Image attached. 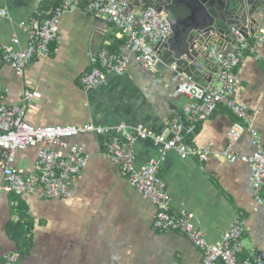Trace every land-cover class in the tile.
<instances>
[{
	"label": "crops",
	"instance_id": "0c3cea01",
	"mask_svg": "<svg viewBox=\"0 0 264 264\" xmlns=\"http://www.w3.org/2000/svg\"><path fill=\"white\" fill-rule=\"evenodd\" d=\"M56 1L0 0L7 13L0 17V42L10 46L16 36V48L24 49L27 36L18 24L44 16ZM134 8L142 11L143 7ZM58 36L54 51L33 61L23 77L16 76L8 65L0 67L1 104H19L24 90L40 93L27 113L30 125L125 124L161 134L169 121L182 113L184 107L175 88L183 74L166 65H160L157 74L145 72L116 32L86 13L82 5L62 16ZM232 47L228 43L226 50ZM101 49L120 53L129 62L123 74L109 73L101 87L87 92L79 79L88 71L91 57ZM257 54L258 60L247 56L237 72L241 87L238 102L253 116L256 140L264 147V44L257 47ZM237 121L220 106L209 120L198 124L193 135L184 134L186 142L196 148L213 143V151L220 152L227 144L228 130ZM105 140V135L94 134L69 140L83 146L89 156L73 183L70 199H48L41 188L25 200L10 193L0 194V264L4 255L11 252L20 254L16 264H201L200 251L184 235L154 230L156 208L107 159ZM132 148L137 167L158 160L161 155L160 146L152 140H138ZM37 150L35 147L18 152L14 168L29 173ZM254 150L251 134L245 131L236 142L235 152L248 156ZM159 173L172 209L194 214L195 227L208 244L218 243L239 217L246 227L241 257L264 253V207L257 206L253 198L248 166L240 162L229 164L217 157L199 163L181 159L170 151L160 164ZM16 223L26 229L27 246L22 239L21 245L17 243L16 235H10L13 230L9 226Z\"/></svg>",
	"mask_w": 264,
	"mask_h": 264
},
{
	"label": "built area",
	"instance_id": "2783aa9c",
	"mask_svg": "<svg viewBox=\"0 0 264 264\" xmlns=\"http://www.w3.org/2000/svg\"><path fill=\"white\" fill-rule=\"evenodd\" d=\"M83 6L86 13L110 26L123 45L135 57L141 68L149 74H157L160 65L158 45L170 35V23L162 11L149 8L144 11H128V0H58L44 16L33 17L18 24L27 36L24 49H17L19 40L11 39V45L0 42V67L10 66L15 75L23 77L26 68L41 57L49 56L59 43V24L66 12ZM7 15L0 5V17ZM235 44L229 51L210 46L206 56L216 67V83L200 87L190 78L182 76L175 93L185 96L188 104L181 114L174 116L161 134L147 131L143 126L128 127L119 124L111 127L87 123L82 126L35 127L27 122V113L41 97L37 91L24 90L17 105L0 103V171L3 182L0 194H13L21 200L41 188L48 199H70L75 179L86 167L89 156L83 146L69 140L85 134L106 136L104 141L107 159L119 168L120 174L130 186L156 208L154 230L161 233L184 235L201 253V264H264V253L242 258L244 222L239 218L230 225L221 240L208 244L204 235L195 227V216L185 209H172L166 185L160 176L159 166L167 152H175L181 159H195L199 163L217 157L233 164L240 162L250 169L252 194L257 206L264 207V147L259 146L252 126L253 116L238 102L240 83L237 72L247 56L259 59L257 47L264 44V30L249 38L232 30ZM129 60L120 53L101 49L90 59V67L79 79L85 91L101 87L109 73L123 74ZM177 71L174 65L168 67ZM180 74V73H179ZM181 75V74H180ZM223 106L238 119L228 130L227 144L220 152L213 151V143L196 148L186 142V135H193L198 124L209 120L218 107ZM250 132L255 147L251 155L235 152L236 142L242 133ZM138 140H152L161 148L158 160L136 166L133 144ZM38 147L32 170L25 174L14 168L18 152ZM20 254L7 253L2 264H16Z\"/></svg>",
	"mask_w": 264,
	"mask_h": 264
},
{
	"label": "water",
	"instance_id": "95a60500",
	"mask_svg": "<svg viewBox=\"0 0 264 264\" xmlns=\"http://www.w3.org/2000/svg\"><path fill=\"white\" fill-rule=\"evenodd\" d=\"M135 5H142V11L153 8L165 13L170 35L158 45L159 59L200 87L211 83L217 69L206 56L210 46L224 51L228 43L234 46L232 30L245 38L264 30V0H128V11H136ZM180 98L185 107L188 99Z\"/></svg>",
	"mask_w": 264,
	"mask_h": 264
},
{
	"label": "trees",
	"instance_id": "16d2710c",
	"mask_svg": "<svg viewBox=\"0 0 264 264\" xmlns=\"http://www.w3.org/2000/svg\"><path fill=\"white\" fill-rule=\"evenodd\" d=\"M20 223H16V224H10V226H9V229L10 230H13V234H10L11 236H14V235H16L15 237H14V239H15V241H17V243H21L20 242V240L22 241V243L24 244V245H26L27 246V244H28V239L25 237V234H27L26 233V229H24V227H22L23 225H19ZM21 243V244H22ZM20 244V245H21ZM26 246H24V248H26ZM22 247V246H21Z\"/></svg>",
	"mask_w": 264,
	"mask_h": 264
},
{
	"label": "rangeland",
	"instance_id": "374dc122",
	"mask_svg": "<svg viewBox=\"0 0 264 264\" xmlns=\"http://www.w3.org/2000/svg\"><path fill=\"white\" fill-rule=\"evenodd\" d=\"M216 85H217L216 80H214V82H213V86H216Z\"/></svg>",
	"mask_w": 264,
	"mask_h": 264
}]
</instances>
